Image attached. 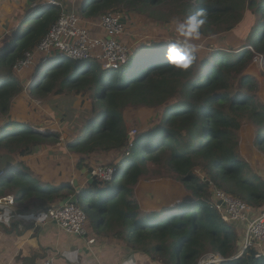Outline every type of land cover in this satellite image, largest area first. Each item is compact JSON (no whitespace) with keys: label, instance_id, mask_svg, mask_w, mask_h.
I'll return each mask as SVG.
<instances>
[{"label":"trees","instance_id":"16d2710c","mask_svg":"<svg viewBox=\"0 0 264 264\" xmlns=\"http://www.w3.org/2000/svg\"><path fill=\"white\" fill-rule=\"evenodd\" d=\"M11 6L0 16V148L6 149L0 154V198L13 195L17 205L47 209L51 200L74 193L97 232L126 243L153 264H199L209 254L225 258L210 264H264L256 248L242 252L237 228L229 225L235 222L225 221L214 202L219 189L254 209L264 207V176L252 166L253 156L240 150V131L250 124L264 156V101L258 77L247 71L255 55L264 65V0H79L35 11H27L25 3ZM63 8L93 20L121 12L126 28L136 14L174 29L173 18L182 21L202 10L207 20L192 43L214 39L210 52L198 49L187 71L165 59L174 38L143 41L117 69H104L98 60H86L82 68L81 60L55 61L51 55L22 71L35 72L28 82L31 95L78 97L73 108L81 110L84 122L73 121L78 133L65 140L78 167L91 173L86 159L101 155L116 169L113 180L93 177L79 191L71 181L55 182L56 171L45 169L48 180L35 169L44 156L40 151L57 145L62 134L38 131L26 113L12 117L15 99L26 89L15 65L37 49ZM133 109L142 112L140 128L130 136ZM70 110L58 115L60 124L70 120ZM28 157L36 164L24 160ZM148 175H172L190 194L175 206L143 209L137 185Z\"/></svg>","mask_w":264,"mask_h":264},{"label":"crops","instance_id":"0c3cea01","mask_svg":"<svg viewBox=\"0 0 264 264\" xmlns=\"http://www.w3.org/2000/svg\"><path fill=\"white\" fill-rule=\"evenodd\" d=\"M11 1L12 0H4L0 4L1 14H3L5 10H12L11 8L9 9L8 6H5L6 3H25L26 8L27 0ZM40 1H44L43 3H45L50 0ZM55 1L61 6L67 7L76 4L79 0ZM82 19L90 26L93 25V22L97 21L84 17H82ZM261 99L264 101L263 97H261ZM254 139V127L250 124L244 125L240 131L241 153L246 158L253 156V160L251 161L252 166L264 176V156L262 152L255 147ZM57 151L58 154L56 156L58 157L61 151ZM62 151L64 150L62 149ZM40 153L43 154L44 150L40 151ZM69 156H71L69 162L74 163L73 169L71 165H64L60 162L58 163V161H55V166L57 167H53L42 159L40 166L35 167L37 172H39V177L42 179L46 177V179L49 180L50 172H47V175L44 174L45 169H49V171H56L55 182H57V180L61 182L62 179H65L66 181H71L73 186L75 181L78 182L80 188L87 186L90 180L89 174L91 173H88L87 167H78V157H76L75 160L74 155L69 154ZM105 159L106 157L101 155H93L86 159V163H90L93 170L97 165H103ZM33 164H36L35 161L31 163V165ZM60 172H63L61 176ZM74 188L76 191L75 186ZM74 195L73 193L70 196L73 197ZM63 201L64 200L58 199L54 201L51 200L50 205L62 206ZM138 201L143 209L159 208L168 205L164 202L160 204L162 200H156L155 202L157 205L155 206H153L154 202L147 204L144 200ZM262 211H264V207L255 209L254 213L258 215ZM45 212L46 208H30L27 206V202L21 205H17L16 203L11 204L6 201L0 202V264H43L44 260L47 258L55 259L57 264H125L129 258H134L135 264H153L149 261V258L139 253H132L131 247L126 243L115 238H108L97 232L89 223V235L86 237L80 236L66 231L57 222L49 220ZM233 224L236 226L239 236L241 237L242 245L247 224L243 222H235ZM90 238H95V241L90 242Z\"/></svg>","mask_w":264,"mask_h":264},{"label":"built area","instance_id":"2783aa9c","mask_svg":"<svg viewBox=\"0 0 264 264\" xmlns=\"http://www.w3.org/2000/svg\"><path fill=\"white\" fill-rule=\"evenodd\" d=\"M2 1L0 0V4ZM49 2L58 3L55 0ZM122 19L121 12L108 13L90 26L75 11L63 8L60 18L39 43L37 49L34 52H28L24 59L19 60L15 70L22 73L26 68H32L40 56L46 59L58 54L73 60H98L104 69H117L127 63L130 54L125 40L127 28ZM253 61L262 65L263 57L255 55ZM136 133L137 130L134 129L129 132V135L133 136ZM91 174L102 182H108L114 179L116 169L112 165H97ZM214 191V202L223 219L228 222L247 224L243 251L254 247L258 250L257 256L264 255V211L257 215L254 213L255 209L244 200L219 189ZM2 201L13 204L14 197L7 195L0 198V202ZM220 201L222 203H219ZM45 215L70 233L85 237L89 235L87 215L78 202H68L62 206L52 204L46 209ZM89 241L94 242L95 238H90ZM224 260L225 258L220 254H209L201 260L200 264L220 263ZM43 264L57 263L55 259L47 258Z\"/></svg>","mask_w":264,"mask_h":264},{"label":"rangeland","instance_id":"374dc122","mask_svg":"<svg viewBox=\"0 0 264 264\" xmlns=\"http://www.w3.org/2000/svg\"><path fill=\"white\" fill-rule=\"evenodd\" d=\"M15 1L12 0L11 2ZM39 2L44 1L39 0ZM11 5V3H6L5 6H8L9 9H12ZM39 7H41V5ZM39 7L33 9L32 11H35ZM77 10L78 7H76L75 11ZM79 16L83 17L80 14ZM130 20H133V24H130V26L128 27L129 29L127 28L125 40L131 51L135 50L137 46L143 41L162 40L165 38L178 39V35L175 29L173 28L172 24L167 25L162 22H156L136 14ZM1 44H3V41L0 40V46ZM195 44L197 45V48L199 47L198 49H200L201 52H210L214 47V39H212L210 42V40H207L206 37H203L202 41H196ZM67 59L68 58L66 56L63 57L58 54L56 55L55 61H62ZM86 62L88 61H79V64L82 68H84ZM34 67L35 64L33 66V69ZM247 71L250 73L252 72L258 76V94L260 97L264 98V65H258L253 61V63H251V65L248 67ZM34 73L35 72H33V70L31 69L24 74L19 73L20 75L23 74L22 77L26 89L19 97H17V99H15V107L13 109L12 117H16L17 115L26 113V120L36 128H43L40 131L46 132L48 129H50L56 132H60L62 134L61 141L57 145L55 144L54 147L49 148V151L43 153V161L53 167H57L55 166V161H58L64 165H71L73 169L74 163L69 162L71 158L69 154L72 155V153L69 152L68 149H66L65 140L71 139L75 133H78L71 126V124H74L73 121H79L80 124L84 122V115H81V110L73 108L75 106L74 103L78 101V97L74 95H68V97H65L66 95H49L46 98H41L31 95L28 91V82L33 79ZM67 109H71L69 114L70 120H68V122H66L65 124H60L58 122V115L63 113ZM139 112L142 111L133 109L129 114L130 132L134 129L139 130L140 128L139 116L137 115ZM61 147H63L64 151L61 150L60 155L57 157V150H60ZM5 150L6 149L4 148H0V154H3ZM52 150L55 152V155L53 156L51 155ZM32 158L33 157H28L24 158V160L31 164L34 163V160ZM18 159H20V157H18ZM74 159L76 160V157ZM189 194L190 193L185 189V187L172 175L171 177H158L148 175L147 177L142 178L137 185V195L139 197V200H144L147 204L154 202L153 206L157 205L155 202L156 200H162L160 204L164 202L165 204H168V206H175L185 197L189 196ZM230 224L233 225V223H229V225Z\"/></svg>","mask_w":264,"mask_h":264},{"label":"clouds","instance_id":"9594fccd","mask_svg":"<svg viewBox=\"0 0 264 264\" xmlns=\"http://www.w3.org/2000/svg\"><path fill=\"white\" fill-rule=\"evenodd\" d=\"M54 5H58V3ZM206 20V15L202 10L191 13L182 21L173 18L172 22L175 24V31L178 35V39L169 42L165 52V59L172 67L179 71H187L192 66L198 51L197 46L193 44L192 41L199 39L201 28L206 23ZM180 37H182V39ZM37 130L40 131L39 128H37ZM125 264H135L134 258H129Z\"/></svg>","mask_w":264,"mask_h":264},{"label":"water","instance_id":"95a60500","mask_svg":"<svg viewBox=\"0 0 264 264\" xmlns=\"http://www.w3.org/2000/svg\"><path fill=\"white\" fill-rule=\"evenodd\" d=\"M43 4V2H39V0H27L26 4V10L28 11L30 8L38 7L39 5ZM89 178L92 181L93 177L92 174H89ZM74 186L76 187V191H79L81 188L78 186V182L75 181ZM77 196L74 195L73 197L68 196L64 201L63 204L68 203V202H77ZM219 203H222L221 201Z\"/></svg>","mask_w":264,"mask_h":264},{"label":"bare ground","instance_id":"6f19581e","mask_svg":"<svg viewBox=\"0 0 264 264\" xmlns=\"http://www.w3.org/2000/svg\"><path fill=\"white\" fill-rule=\"evenodd\" d=\"M51 6H54L53 3H45V4H42L41 7H51ZM39 7V6H38ZM82 61H86V60H82ZM41 132V131H40Z\"/></svg>","mask_w":264,"mask_h":264}]
</instances>
